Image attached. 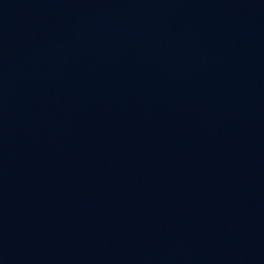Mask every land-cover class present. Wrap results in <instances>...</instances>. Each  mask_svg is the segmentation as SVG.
<instances>
[{"label":"water","instance_id":"obj_1","mask_svg":"<svg viewBox=\"0 0 264 264\" xmlns=\"http://www.w3.org/2000/svg\"><path fill=\"white\" fill-rule=\"evenodd\" d=\"M0 264H264V0H0Z\"/></svg>","mask_w":264,"mask_h":264}]
</instances>
